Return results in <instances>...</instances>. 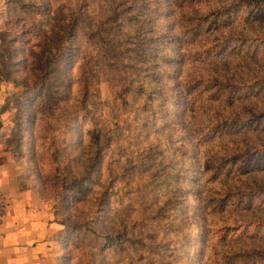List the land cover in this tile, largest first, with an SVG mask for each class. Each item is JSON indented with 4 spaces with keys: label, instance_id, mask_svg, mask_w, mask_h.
Wrapping results in <instances>:
<instances>
[{
    "label": "rangeland",
    "instance_id": "obj_1",
    "mask_svg": "<svg viewBox=\"0 0 264 264\" xmlns=\"http://www.w3.org/2000/svg\"><path fill=\"white\" fill-rule=\"evenodd\" d=\"M0 157L59 264H264V0H0Z\"/></svg>",
    "mask_w": 264,
    "mask_h": 264
},
{
    "label": "crops",
    "instance_id": "obj_2",
    "mask_svg": "<svg viewBox=\"0 0 264 264\" xmlns=\"http://www.w3.org/2000/svg\"><path fill=\"white\" fill-rule=\"evenodd\" d=\"M62 228L53 209L23 186L17 164L0 157V264H59Z\"/></svg>",
    "mask_w": 264,
    "mask_h": 264
},
{
    "label": "trees",
    "instance_id": "obj_3",
    "mask_svg": "<svg viewBox=\"0 0 264 264\" xmlns=\"http://www.w3.org/2000/svg\"><path fill=\"white\" fill-rule=\"evenodd\" d=\"M21 183L23 184V181H22V175H21ZM24 186V185H23ZM27 187V186H26Z\"/></svg>",
    "mask_w": 264,
    "mask_h": 264
}]
</instances>
